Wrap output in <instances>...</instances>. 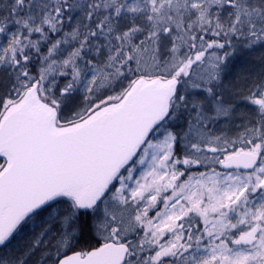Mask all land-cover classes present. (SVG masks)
Wrapping results in <instances>:
<instances>
[{
    "label": "snow or ice",
    "instance_id": "1",
    "mask_svg": "<svg viewBox=\"0 0 264 264\" xmlns=\"http://www.w3.org/2000/svg\"><path fill=\"white\" fill-rule=\"evenodd\" d=\"M0 264H264V0H0Z\"/></svg>",
    "mask_w": 264,
    "mask_h": 264
}]
</instances>
